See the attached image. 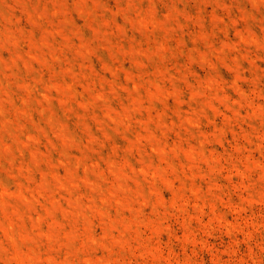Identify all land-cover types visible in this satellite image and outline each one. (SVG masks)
Instances as JSON below:
<instances>
[{"label":"rangeland","instance_id":"rangeland-1","mask_svg":"<svg viewBox=\"0 0 264 264\" xmlns=\"http://www.w3.org/2000/svg\"><path fill=\"white\" fill-rule=\"evenodd\" d=\"M0 264H264V0H0Z\"/></svg>","mask_w":264,"mask_h":264}]
</instances>
